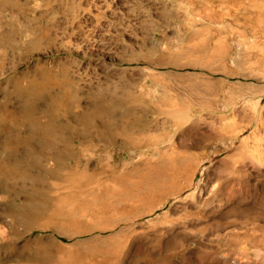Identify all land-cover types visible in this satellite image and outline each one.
<instances>
[{
  "label": "rangeland",
  "instance_id": "374dc122",
  "mask_svg": "<svg viewBox=\"0 0 264 264\" xmlns=\"http://www.w3.org/2000/svg\"><path fill=\"white\" fill-rule=\"evenodd\" d=\"M5 34L0 78L40 64L49 80L36 69V86L67 80L72 111H146L127 131L133 118L117 116L115 142L93 141L109 164L88 167L82 192H52L33 232L8 235L28 247L6 264H264V96L260 129L232 137L248 119L236 93L264 89V0H4ZM23 103H8L16 124ZM35 113L36 128L47 116ZM73 118L62 122L81 127Z\"/></svg>",
  "mask_w": 264,
  "mask_h": 264
},
{
  "label": "bare ground",
  "instance_id": "6f19581e",
  "mask_svg": "<svg viewBox=\"0 0 264 264\" xmlns=\"http://www.w3.org/2000/svg\"><path fill=\"white\" fill-rule=\"evenodd\" d=\"M0 3H4V0H0ZM10 39L11 35L7 34L3 40H0V44L1 42L9 43ZM34 48L36 49V38L31 39L25 45L22 56ZM39 66L34 68L38 71ZM39 73L43 76L42 81L48 82L49 77L45 75L49 74L45 70L42 73L39 70ZM66 81L55 82L53 84L55 88L51 86L50 89L44 87L45 85L36 86V92L32 93V96L26 94L29 93L28 89L17 91L7 89L4 106L6 118L0 121V220H3L7 226L6 231L0 228V264H6L10 260L19 261V258L25 255L24 248L27 249L28 246L24 244L23 248L17 246L15 242L14 245H10L12 238L8 235L13 233V238L18 239L33 232L36 215L46 208L53 197L52 192L56 193L60 190L82 192L96 179V174L87 172L88 167L94 166L96 170V168H103L109 164L111 157L104 155V152L94 145L93 141L100 140L106 143L116 141L117 133L113 132L114 127L112 126L116 117L133 118H130L131 126L128 121L126 127L123 128V131H127L132 128V124H140L142 120L140 118L146 112H140V114L134 108H129L135 107L133 103L123 104L124 102H121L105 105L101 102H94V100L90 104V109L82 112L72 111L73 106L80 102V98L72 89L71 84L69 88ZM262 90L253 93L252 90L248 92L242 89L236 93L235 99L237 103L238 100L241 103L240 105L238 103L233 111L237 114L240 112L245 114L248 119L246 125L240 126L232 137L235 138L245 128L254 127V131L260 129L262 114L259 106L264 96L263 87ZM250 98L254 99V103L246 105L244 100L251 101ZM11 99L16 102L24 100L23 106L27 105V108L24 107L25 111L21 117H27L30 120L27 119L24 122L22 119L16 124L19 119V107H15L16 110L12 108L11 104H8ZM43 106L44 108L41 109ZM119 107H124V109L119 111ZM39 109H41L40 112H37ZM35 110L36 115L43 112L47 116L44 122L36 119V128L34 117H31ZM8 117L13 121L9 122ZM60 117L63 119H60L61 122ZM73 117L79 120L81 127L73 128L66 122H62ZM96 120H99L100 124L96 125ZM26 122L29 124L28 127L32 126V129L28 135L22 136L20 130L26 127ZM76 138L82 140L76 144ZM79 142H85V144ZM28 241L34 243L37 239L29 237L25 242L28 243Z\"/></svg>",
  "mask_w": 264,
  "mask_h": 264
},
{
  "label": "crops",
  "instance_id": "0c3cea01",
  "mask_svg": "<svg viewBox=\"0 0 264 264\" xmlns=\"http://www.w3.org/2000/svg\"><path fill=\"white\" fill-rule=\"evenodd\" d=\"M9 84H12L11 88L14 91L27 90V89L31 90L33 88L36 89V69L35 70H29V69L28 70H23V71L17 73L16 75H14V76L7 77V78H0V90H3V89L7 90L8 87H9ZM7 92L8 91L2 92L4 100H5V97L7 95ZM5 105H6V102L0 104V111L3 112V113H4V108H5L4 106ZM23 111H25V108H23L22 112ZM1 119L3 120V115L1 116ZM29 130L31 131L30 127H29Z\"/></svg>",
  "mask_w": 264,
  "mask_h": 264
}]
</instances>
